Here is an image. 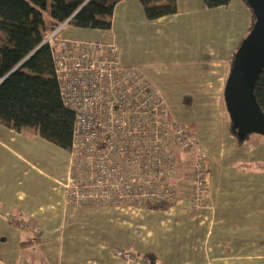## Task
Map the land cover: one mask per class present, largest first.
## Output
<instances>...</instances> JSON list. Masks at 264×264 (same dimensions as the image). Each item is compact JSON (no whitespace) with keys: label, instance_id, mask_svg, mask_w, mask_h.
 Returning a JSON list of instances; mask_svg holds the SVG:
<instances>
[{"label":"crops","instance_id":"0c3cea01","mask_svg":"<svg viewBox=\"0 0 264 264\" xmlns=\"http://www.w3.org/2000/svg\"><path fill=\"white\" fill-rule=\"evenodd\" d=\"M249 23L250 11L242 0L211 8L203 0H176L175 13L156 19L146 18L140 0H121L113 8L109 29L66 23L61 34L113 43L119 61L140 67L165 101L187 98L193 103L198 98L206 103L199 88L216 87L217 96L222 94L231 58ZM260 145L264 149V143ZM254 162L263 170L253 164L234 176L235 162L222 164L230 173L222 182L216 162L208 161L201 209L189 206L186 181L178 184V194L166 210L74 208L66 206L62 186L68 174L67 151L0 124V264L7 259L19 264H135L113 255V247L138 256L153 252L154 264H261L264 255H248L249 261L225 256L228 247L254 252L251 243L258 232V241H264V211L257 222L260 212L254 204L243 200L236 208L233 196L240 192L248 199L255 193L264 207V158ZM6 212L38 226V234L23 233ZM241 232L251 235L240 244ZM227 233H237L230 246L225 243ZM23 239L33 242L21 246Z\"/></svg>","mask_w":264,"mask_h":264},{"label":"built area","instance_id":"2783aa9c","mask_svg":"<svg viewBox=\"0 0 264 264\" xmlns=\"http://www.w3.org/2000/svg\"><path fill=\"white\" fill-rule=\"evenodd\" d=\"M63 21L48 31V45L62 103L73 111L65 204L74 208L171 205L186 181L193 209L205 207L207 155L184 121L172 116L143 70L119 61L116 46L66 38ZM187 163V164H186ZM5 216L10 219L9 212ZM36 236L39 227L22 222ZM135 264L147 258L113 247ZM3 264H19L4 260ZM27 264V263H23Z\"/></svg>","mask_w":264,"mask_h":264},{"label":"trees","instance_id":"16d2710c","mask_svg":"<svg viewBox=\"0 0 264 264\" xmlns=\"http://www.w3.org/2000/svg\"><path fill=\"white\" fill-rule=\"evenodd\" d=\"M120 1L0 0V124L26 137H41L68 151L74 114L60 99L50 49L47 44L42 43L43 37L66 20L79 28L109 29L113 8ZM242 1L250 11L247 34L254 16L250 7ZM140 2L147 19H156L176 11V0ZM228 3L229 0H203L208 8ZM44 11H48L47 17ZM232 59L233 56L227 75ZM253 91L264 112V69L258 74ZM227 119L228 133L237 145H242L254 134L249 133L240 139L229 115ZM207 167L208 161L206 174ZM169 206L167 203H156L146 207L166 210ZM12 213L9 221L19 228L22 222L28 221L26 218L17 219ZM21 231L35 237L24 229ZM24 240L27 239H23L21 246L33 242ZM140 256L147 258L152 264L157 259L153 252H145Z\"/></svg>","mask_w":264,"mask_h":264},{"label":"rangeland","instance_id":"374dc122","mask_svg":"<svg viewBox=\"0 0 264 264\" xmlns=\"http://www.w3.org/2000/svg\"><path fill=\"white\" fill-rule=\"evenodd\" d=\"M44 15L47 17L48 11H44ZM217 93L216 87L209 88L203 86L199 88V94L202 96V99L207 100L206 103L201 102L198 98H196V101L193 103L185 98L177 103L170 99H166V103L169 106L170 112L174 114L173 116L178 120L184 121L187 129L199 137L201 143L200 147L207 155L208 161L216 162L214 165L217 174H221L220 179L222 182H226L228 178L227 176L230 174L229 172H224V169L227 167L222 168V164L226 165L229 162H235L232 166H237V168L232 169V176L235 175L236 170L243 172V170H248V167L253 164L256 165L255 169L257 171L263 170V168H258V165L260 166L259 162H254L261 161L264 158V149L260 145L261 143H264L263 136L252 134L249 140L242 145H237L233 137L228 133V113L224 102L223 92L219 96H217ZM248 160L251 161V163H248ZM236 162L247 163L237 165ZM224 173L225 175H223ZM235 181L236 180H233L234 183ZM260 181L261 177H259V175L256 176V182L258 183ZM233 196L234 200L238 203L235 205L236 208H241L238 205H240L243 200L249 201L250 204H254V210L257 213L260 212V216L259 218L257 217L256 220L258 222L264 211L263 201L258 195L250 193L248 199H244L245 197L243 198L240 192H235ZM250 210L252 211L253 209L250 207ZM249 234L250 233H239V243H245L246 241L243 240H246ZM236 235L237 233H227L225 243L230 246L232 236ZM261 236L262 234L258 232L256 240L254 243H251L254 247V252L253 249L247 247H228L229 250H225V256L238 257L234 258L233 261H249L246 257L248 255L263 256L264 241H258V237ZM251 241L253 240H250L249 242ZM261 264H264V261H262Z\"/></svg>","mask_w":264,"mask_h":264},{"label":"water","instance_id":"95a60500","mask_svg":"<svg viewBox=\"0 0 264 264\" xmlns=\"http://www.w3.org/2000/svg\"><path fill=\"white\" fill-rule=\"evenodd\" d=\"M254 21L234 52L223 97L230 121L240 139L249 133L264 136V112L253 87L264 69V0H244Z\"/></svg>","mask_w":264,"mask_h":264}]
</instances>
